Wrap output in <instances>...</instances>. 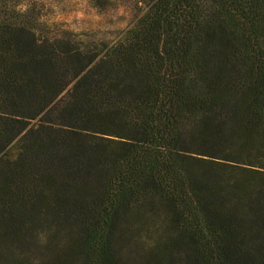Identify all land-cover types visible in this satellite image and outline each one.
Instances as JSON below:
<instances>
[{"label": "trees", "instance_id": "1", "mask_svg": "<svg viewBox=\"0 0 264 264\" xmlns=\"http://www.w3.org/2000/svg\"><path fill=\"white\" fill-rule=\"evenodd\" d=\"M134 1L98 48L0 0V264H264V0Z\"/></svg>", "mask_w": 264, "mask_h": 264}, {"label": "rangeland", "instance_id": "2", "mask_svg": "<svg viewBox=\"0 0 264 264\" xmlns=\"http://www.w3.org/2000/svg\"><path fill=\"white\" fill-rule=\"evenodd\" d=\"M29 10L38 21L39 33L50 38L70 37L83 45L102 48L117 43L147 12L134 0H111L96 9L92 0H6Z\"/></svg>", "mask_w": 264, "mask_h": 264}]
</instances>
